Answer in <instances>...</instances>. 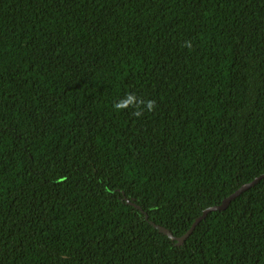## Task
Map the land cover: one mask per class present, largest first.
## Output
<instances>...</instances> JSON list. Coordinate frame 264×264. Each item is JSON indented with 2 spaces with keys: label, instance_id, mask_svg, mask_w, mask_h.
<instances>
[{
  "label": "trees",
  "instance_id": "obj_1",
  "mask_svg": "<svg viewBox=\"0 0 264 264\" xmlns=\"http://www.w3.org/2000/svg\"><path fill=\"white\" fill-rule=\"evenodd\" d=\"M262 176L264 0H0V264H264V177L177 240Z\"/></svg>",
  "mask_w": 264,
  "mask_h": 264
},
{
  "label": "water",
  "instance_id": "obj_2",
  "mask_svg": "<svg viewBox=\"0 0 264 264\" xmlns=\"http://www.w3.org/2000/svg\"><path fill=\"white\" fill-rule=\"evenodd\" d=\"M264 176L260 177V178H256L253 182L246 184L244 186H242L238 191H236L234 194H232L231 196H229L228 198L224 199L223 202L219 205H215L213 207L208 208L207 210H205L202 214L201 217H199L193 224V226L191 227V229L189 230V232L182 238H178L177 240L179 241V243H182L195 229V227L199 224V222L203 219L206 218V216L208 215V213L213 212V211H219V210H224L226 209L229 204L237 197L239 196L242 192L246 191L247 189H249L250 187L254 186L255 184H257ZM135 207L139 208L138 206L135 205ZM153 224V223H152ZM153 226L158 229L161 233L166 234L167 236H169L172 240H175L176 238L172 235V233L166 229L163 228L161 226L155 225L153 224Z\"/></svg>",
  "mask_w": 264,
  "mask_h": 264
},
{
  "label": "clouds",
  "instance_id": "obj_3",
  "mask_svg": "<svg viewBox=\"0 0 264 264\" xmlns=\"http://www.w3.org/2000/svg\"><path fill=\"white\" fill-rule=\"evenodd\" d=\"M134 101H136V97L133 94H129L125 100L115 104L114 107L117 110H122L132 105ZM143 103H144L143 101H140L139 104L136 105V110L132 113L133 115L139 117L143 114L142 111L140 110V104H143ZM145 107L147 108L149 112L153 111L155 107V101H148Z\"/></svg>",
  "mask_w": 264,
  "mask_h": 264
}]
</instances>
